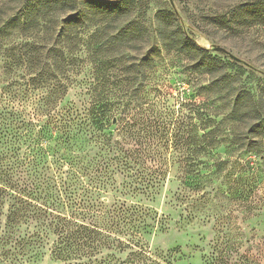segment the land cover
<instances>
[{
	"label": "trees",
	"instance_id": "1",
	"mask_svg": "<svg viewBox=\"0 0 264 264\" xmlns=\"http://www.w3.org/2000/svg\"><path fill=\"white\" fill-rule=\"evenodd\" d=\"M134 1L0 0V20L5 15L2 9H10L5 26L25 35L34 32L48 35L53 29L54 17L67 15L60 19L62 26L57 35L58 42L62 39L65 44L72 26L81 18L85 19L86 11L92 12L93 18L105 17L100 22L103 24H94L95 30L90 36L93 78L86 115L73 107L58 109L67 93V86L58 77L53 76L51 80L42 74L29 80L31 85L46 90L50 86L56 88L49 90L53 92L43 99V109L53 110V113L45 112L47 120L41 132L44 139L57 143L59 152L56 151L58 158L54 165L59 176H20L25 165L17 155L20 150L9 148L0 153V220H4L0 223V264L34 262L47 231L55 237L50 254L60 264H159L143 248L142 238L148 233L149 223L155 221L150 211L121 204L114 208L112 216L106 213L112 220L110 226L111 220L105 219L100 224H88L78 217H96L102 209L98 204L76 197L83 191L78 182L93 174L92 180L88 177L90 186L100 189L106 186L108 175L115 172L123 178L121 188L126 189L128 195L148 198L154 195L163 179L164 167L170 163L177 165L184 185L190 186L193 192L203 189L201 193L208 196L207 188L216 191L210 187L213 176L226 165V161L215 159V150L224 135L220 125L242 116L248 128L246 135L251 136L250 145L264 136V93L254 97L252 93L240 92L235 87L236 78L229 74L230 70L240 71V66L225 63L198 47L182 31L171 11L156 12L155 39L166 53L186 57L191 75H206L209 84L200 86L196 96L180 102L176 110L167 108L166 100H160V95L150 101L146 95L139 94V90L130 91L140 81L138 75L144 73V65L129 62L120 66L106 57L116 51L123 52L130 44L141 43L148 36L147 30L135 22L117 27L120 20L129 18ZM80 4H84L85 10L79 9ZM204 19L214 27L231 32L264 28V0L240 2L230 13L204 16ZM57 53L47 52L54 61L51 71L59 75L70 64L65 61L63 50ZM118 69L123 76L112 77L110 72ZM189 84L193 86L192 82ZM220 95L221 98L233 96L234 100L231 110L217 121L219 114L215 108L218 106L214 100ZM198 96L204 100L197 102L195 97ZM90 145L97 150L91 159L90 150H86ZM72 149H76L78 155H72ZM126 179L132 183H126ZM71 190L75 193L70 194ZM218 191L230 199L229 192ZM232 194L233 202L240 201L236 210L228 212L234 224L243 214L259 209L260 205L245 203L241 192L236 190ZM66 208H70L69 214L62 212ZM29 223H34V232L21 234L20 226ZM120 236L128 240L122 241ZM231 248L233 243L225 244L212 264H237L231 262ZM112 252H127V255L120 259L110 254Z\"/></svg>",
	"mask_w": 264,
	"mask_h": 264
},
{
	"label": "rangeland",
	"instance_id": "2",
	"mask_svg": "<svg viewBox=\"0 0 264 264\" xmlns=\"http://www.w3.org/2000/svg\"><path fill=\"white\" fill-rule=\"evenodd\" d=\"M103 1L112 3L117 0ZM245 1L248 0H135L129 18L120 20L117 27L135 22L147 30L148 36L143 42L130 44L123 52H113L111 57L106 58L116 61L115 64L120 66L128 65L129 62L142 63L144 73L138 75L140 81L130 91L139 90L138 93L146 95L150 101L160 95V100H166L167 108L174 107L176 110L180 102L196 96L200 86L209 84V77L191 75L188 71L189 60L175 52L166 53L155 39V14L168 10L181 24L182 31L198 47L225 63L239 65L240 71H229L236 78L235 87L240 92H249L256 97L264 93V28L250 27L231 32L214 27L204 19V16L230 13L233 6ZM79 9L85 10L84 4H80ZM2 11L5 15L0 20V153L9 148L20 150L17 155L25 161L20 176L38 178L40 174L41 177L46 175L54 178L59 176L54 165L58 158V146L53 139H44L41 129L47 120L44 114L49 110L45 107L43 109V99L56 88L50 86L46 90L31 85L29 80L42 74L49 79L56 76L67 86L66 96L58 109L73 107L80 114L86 115L93 78L90 36L95 30L94 24L102 22L105 17L93 18L92 12L86 11L85 19L81 18L72 26L65 44L62 39L58 42L57 35L62 26L60 19L67 15L54 17L53 29L48 35L40 32L25 35L11 26H5L6 16L11 13L5 7ZM217 46L225 49L234 59L218 52L215 49ZM49 50L56 51V54L57 50H63L65 61L70 64L59 75L51 71L54 61L48 57ZM33 56V60H30ZM110 74L112 77L123 76L120 69ZM191 82L192 87L189 84ZM195 100L202 102L204 99L198 96ZM233 100V96L227 95L222 98L220 95L218 100H214L218 106L215 108L219 114L217 121L222 120L231 110ZM48 112L52 114L53 110ZM241 118L220 125L224 135L215 150V159L226 161V165L212 178L210 187L215 188V192L208 188V196L201 193L203 189L193 192L190 186L182 183L177 165L170 163L164 167L163 179L154 195L148 198L128 195L126 189L121 188L123 178L115 172L108 175L106 186L93 189L89 179L93 178L91 174L89 178L84 177L78 182L83 191L78 192L76 197L100 205L102 214L97 213L96 217L87 215V219L79 216L78 219L88 224H100L104 219L110 221L111 217H106V213L112 216L114 208L121 204L139 206L149 210L155 220L148 222L150 228L142 242L148 256L159 264H212L225 244L232 243L231 262L264 264V136L261 141L250 145L251 136L246 135L247 124ZM72 150V155H78L76 149ZM86 150H90V159L97 152L91 145ZM125 182L132 183L128 179ZM217 189L229 192L230 199L223 197ZM236 190L242 193L245 203L260 207L249 214H243L234 224L228 212L234 208L236 210L240 202L232 201V193ZM73 192L75 190H71L70 194ZM71 197L74 198V195ZM69 210L66 208L62 212L69 214ZM3 221L2 218L0 223L3 224ZM19 231L21 234L33 233L34 223L21 225ZM120 238L122 241L128 240L124 236ZM54 241L55 237L47 231L36 260L30 264H60L50 254ZM110 254L124 259L127 252Z\"/></svg>",
	"mask_w": 264,
	"mask_h": 264
},
{
	"label": "water",
	"instance_id": "3",
	"mask_svg": "<svg viewBox=\"0 0 264 264\" xmlns=\"http://www.w3.org/2000/svg\"><path fill=\"white\" fill-rule=\"evenodd\" d=\"M218 52H220V53H223V54H225V55H228L230 58H232V59H234L225 49H223V48H221V47H219V46H217L216 48H215Z\"/></svg>",
	"mask_w": 264,
	"mask_h": 264
}]
</instances>
